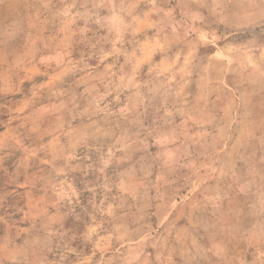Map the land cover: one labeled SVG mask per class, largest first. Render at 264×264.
Returning <instances> with one entry per match:
<instances>
[{"label": "rangeland", "instance_id": "374dc122", "mask_svg": "<svg viewBox=\"0 0 264 264\" xmlns=\"http://www.w3.org/2000/svg\"><path fill=\"white\" fill-rule=\"evenodd\" d=\"M0 264H264L262 0H0Z\"/></svg>", "mask_w": 264, "mask_h": 264}, {"label": "crops", "instance_id": "0c3cea01", "mask_svg": "<svg viewBox=\"0 0 264 264\" xmlns=\"http://www.w3.org/2000/svg\"><path fill=\"white\" fill-rule=\"evenodd\" d=\"M263 1V3H264V0H262Z\"/></svg>", "mask_w": 264, "mask_h": 264}]
</instances>
